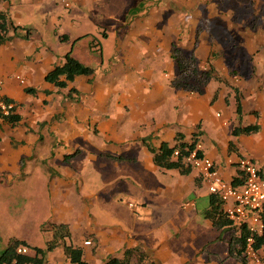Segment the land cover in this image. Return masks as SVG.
I'll return each instance as SVG.
<instances>
[{"label":"crops","instance_id":"crops-1","mask_svg":"<svg viewBox=\"0 0 264 264\" xmlns=\"http://www.w3.org/2000/svg\"><path fill=\"white\" fill-rule=\"evenodd\" d=\"M50 1H1L0 12L15 26L30 28L24 23L29 8H51ZM87 1L70 5L74 9L69 18L72 29L80 27L77 21L86 15ZM141 5L138 8L142 10L128 21L100 22L97 31L60 35L63 44L75 42L65 55H55L41 36L37 41L39 31L34 33L32 28L30 40L18 37L0 45L1 92L15 104L14 115L19 116L14 126L0 119V185L27 182L28 172L30 178L39 170L45 174L36 178V184L41 180L51 188L50 196L57 192L61 196L62 213L57 215L58 223L52 224L68 225L71 221L72 230L83 225L82 232L88 236L82 243L69 241L67 246L80 248L87 264L121 258L125 250L133 248L145 252L156 264H237L228 254L229 234L204 217L210 197L205 183L194 170L181 175L177 170L158 169L147 147L172 146L178 135L185 142L197 138L202 154L212 160L224 180L243 179L240 159L252 161L264 179V0H145ZM60 19L55 13L54 32L62 26ZM82 39L91 40L85 42L86 52L91 54L82 55L84 62L72 56ZM94 51L99 56L92 55ZM67 54L93 72L76 76L65 89H58L44 78L63 64ZM174 55L193 59L197 75L186 77L178 72ZM208 69L211 79L201 86L199 73ZM17 76L24 79V85ZM184 78L194 90L179 85ZM27 88L36 93L26 94ZM252 126H257L258 132L233 133ZM80 142L92 145L85 155ZM110 156L114 159L111 164ZM78 172L92 174L94 181L86 187L92 192L129 175L160 183L158 191L168 204L184 201L186 214L160 215L145 238L128 235L118 223L111 228L98 227V222L108 220L97 218L94 212L78 215L68 200L71 180ZM98 176L105 182L96 187ZM160 176L164 180H158ZM90 203L95 205L92 200ZM194 209L199 210L191 212ZM50 225L40 229L45 231ZM187 235L192 242L189 253L195 258L175 259V254L186 253L183 237ZM198 238L202 239L197 241L199 245L217 241L224 247L216 246L214 254L204 259L202 248L193 244ZM20 241L30 251L26 256H33V249L39 248L25 239ZM87 241L90 245L85 246ZM47 253L49 264L69 261L62 246Z\"/></svg>","mask_w":264,"mask_h":264},{"label":"rangeland","instance_id":"rangeland-1","mask_svg":"<svg viewBox=\"0 0 264 264\" xmlns=\"http://www.w3.org/2000/svg\"><path fill=\"white\" fill-rule=\"evenodd\" d=\"M77 1L83 2L84 0H51V8L44 6L36 7L35 5L34 10L30 8L28 10L29 12L25 20L28 22H24L25 25H29L34 33H38L37 31H39L37 41L41 39V36L43 44L45 43L52 49L55 55H65L70 51V45L75 43H61L59 39L60 35H82V33L86 31L94 30L96 24H101L100 22L111 25L116 23L114 20L121 21L124 19L128 21L142 10L138 8V5L143 4L145 0H88L87 7L84 8H88V10H85L86 15L82 14L77 21L80 23V27L78 29H72L69 25V18L72 16L74 9L72 7L65 8L64 4L65 2L70 3V5L74 3L77 4ZM55 13L61 16L60 22L62 26L54 32L53 18ZM108 17H112V19L107 20ZM95 31L97 30L95 29ZM33 37H35V35H33ZM33 37L32 42L36 40ZM90 41V39L88 41L87 39H82L80 42H77L78 44L76 43L77 45L74 46L72 56L84 62L82 55L88 57L91 54L90 52H86L85 46V42L89 44ZM90 45H92V42ZM92 55L99 56V53L94 51ZM14 80L15 74L11 81ZM80 146L85 147L82 149V154L84 155L88 149L92 148L91 144H86L84 142H80ZM112 160L114 159L110 156V164ZM81 165L87 169L85 163H81ZM129 171H131L133 175H137V173H134L132 170ZM31 175V172L27 173L30 180L24 183L15 181L10 187L0 185V253L6 248L8 241L11 239H25L32 247L45 249L47 240H51V226H47L45 231H42L40 228H44L48 224L55 225L52 224L55 221L58 223L57 215L62 213L61 196L59 192L52 197L50 196L52 190H50L51 188H49L47 184L43 183L42 185L41 180L39 184H36V178L38 176L40 178L44 177L45 174H42L39 170L38 174H33V178H30ZM133 175H129V177L127 176L124 179L119 178L118 180L108 181V183L102 186L101 190L99 189L92 192L90 189L86 188L90 182L94 181L92 174L90 172L85 174L80 172L75 173L71 180L73 182V188L70 189L71 195L68 200L71 206H73L74 212L78 215L84 214L85 212H88L89 215V212H94L97 218L100 217L101 219L108 220L105 223L98 222L96 226L101 227L103 224L106 225L105 228H107V226L111 228L119 224L118 227L121 225L123 232L125 231L129 233L128 235L134 237L139 235L145 238L151 230L150 226L158 224L156 219H159L160 215L166 217L173 214H186V210L183 208L185 205L184 201L172 200L170 204H168L169 201L166 199L167 197L165 198L163 193L158 191L160 188L158 185H161L160 183L157 184L156 182L144 178L133 179ZM100 177L101 176H98V180L94 183L96 187L99 186L101 181L105 182V180ZM160 179L164 180L161 176L158 180ZM169 179L170 177L166 179V182H168ZM85 189H87V194L84 191ZM91 193H93V195ZM52 198L55 200L52 201ZM90 200L95 203L92 207ZM96 203L98 204L97 208ZM41 205L44 206L43 209ZM103 208L104 214H102ZM198 210L199 209H194L191 212H198ZM71 213L72 210L66 215ZM148 218H150L149 221H147ZM30 219L35 223L29 221ZM76 219H79V217L76 216ZM72 221L74 222L75 220ZM66 226L64 230L69 233V237L63 241L66 245H68L69 241L72 243H82L83 237L88 236L87 233L82 232L83 229H81V227L83 225L72 230L70 221ZM35 228L40 229V231H36ZM183 240L188 245L186 253H184V255H182V253L175 254V259H180L181 257L185 259L195 258V255L191 254L190 244L192 242H190V236H184ZM199 240L202 239L198 238L193 244H196L198 248H202L204 259L208 258L209 253L214 254L216 246L219 247L221 245L224 247V245L217 243V241H212L207 246L199 245V243H197ZM63 242L59 241V247L62 246ZM140 248L144 249V246L141 247L140 245Z\"/></svg>","mask_w":264,"mask_h":264},{"label":"trees","instance_id":"trees-1","mask_svg":"<svg viewBox=\"0 0 264 264\" xmlns=\"http://www.w3.org/2000/svg\"><path fill=\"white\" fill-rule=\"evenodd\" d=\"M6 1V0H0ZM10 31L12 32L9 35ZM18 31H22L23 35L19 36ZM31 29L25 27L15 26L4 13L0 12V45L12 41L14 38H22L24 40L31 39ZM177 64V70L180 73L187 74L186 77H195L197 75V69L193 59L181 58L174 55L172 57ZM93 70L88 68L75 59H73L70 54L65 56L64 62L60 66H56L52 71H50L44 78L47 83H50L57 87L58 89H65L67 87V82H72L76 76H89ZM211 69L206 71H201L200 85H205L207 81L211 79ZM184 90H194L191 86L187 85V78H184L179 83ZM26 94L34 95L36 90L27 88L25 89ZM49 95V92H44ZM70 97V95L68 94ZM239 107V106H238ZM2 121L15 125L19 121V116L10 115L7 117H1ZM258 132L257 126L247 127L241 130H236L233 133L235 135L239 134H252ZM197 143V138H192L190 142L183 141L182 136H176L175 144L168 146L167 144H161L158 149L153 147H147L149 152L152 154V160L154 165L160 170H177L181 175H188L191 171L188 166L186 159L189 154L194 150ZM174 152L178 155L174 156ZM199 156L203 155L202 151L197 153ZM243 173L240 172V175ZM201 179V178H200ZM238 177L232 179V185H238L240 182L237 181ZM208 209L204 213V217L211 221L212 225L222 232L229 234L228 240V254L232 257L237 264H249L246 258L243 256V250L245 247L246 240L250 237L249 232L244 227L234 226L229 220L225 218L221 208V202L219 199L210 194L208 200ZM52 232V239L46 244L45 249L35 248L33 256L17 255L16 248L18 246H27L23 241L20 240H10L7 247L0 253V264H49L45 260L47 252L53 251L55 248L59 247V241H64L69 237V233L64 230L66 225H50ZM255 246L264 248V238L255 237ZM63 252L65 257L69 260L71 264H87L83 259V252L80 248L67 246L64 242L62 244ZM261 264H264V255L261 258ZM102 264H156L154 261L150 260L145 252L141 251L139 248H133L125 250L121 258L108 257Z\"/></svg>","mask_w":264,"mask_h":264},{"label":"built area","instance_id":"built-area-1","mask_svg":"<svg viewBox=\"0 0 264 264\" xmlns=\"http://www.w3.org/2000/svg\"><path fill=\"white\" fill-rule=\"evenodd\" d=\"M64 7L70 8V3L65 2ZM16 79L21 85L25 84L21 77L17 76ZM1 85L0 81V116L7 117L14 114L15 104L3 97ZM199 151H201V143L197 142L186 159L188 166L205 183L208 192L219 199L225 218L234 226L247 229L250 237L246 240L243 256L249 264H260L264 248L256 247L254 240L255 237L264 238V179L252 161L240 159L238 167L243 173V179L239 185H232V182L220 176L210 158L197 154ZM177 155L178 153L174 152V156ZM84 245H90V242L87 241ZM29 252L26 246L16 248L17 255L25 256ZM65 264L71 263L67 261Z\"/></svg>","mask_w":264,"mask_h":264}]
</instances>
